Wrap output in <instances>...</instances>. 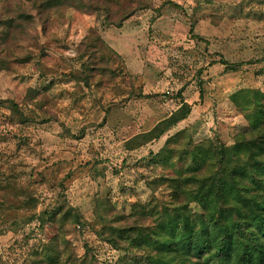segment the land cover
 Returning a JSON list of instances; mask_svg holds the SVG:
<instances>
[{
	"label": "rangeland",
	"instance_id": "obj_1",
	"mask_svg": "<svg viewBox=\"0 0 264 264\" xmlns=\"http://www.w3.org/2000/svg\"><path fill=\"white\" fill-rule=\"evenodd\" d=\"M36 1L0 0L1 22L17 25L7 48L23 58L0 71V100L12 99L30 119L20 122L0 102V264H45L52 231L38 217L57 205L83 216L82 224L56 226L67 241L60 264H143V250L126 248L128 237L111 227L138 224V202L171 204L169 187L147 184L162 168L153 156L169 139L230 146L251 130L233 97L264 94V0H148L121 26L102 12L67 7L52 12L45 29ZM91 29L120 58H99L87 84L79 74ZM184 103L187 118L159 139L128 146Z\"/></svg>",
	"mask_w": 264,
	"mask_h": 264
},
{
	"label": "trees",
	"instance_id": "obj_2",
	"mask_svg": "<svg viewBox=\"0 0 264 264\" xmlns=\"http://www.w3.org/2000/svg\"><path fill=\"white\" fill-rule=\"evenodd\" d=\"M35 6L36 17L45 29L52 12L67 7L87 13L102 12L106 22L121 26L138 8H147L149 3L148 0H37ZM23 14L20 17L25 16V19L31 16ZM16 26L11 18L3 22L0 19V71L9 68L12 62L23 60L14 58L6 45L11 29ZM82 45L83 56L88 59L82 63L79 77L87 84L98 70L99 58L107 64L119 62L120 56L95 29L90 30ZM222 63L230 70L237 66ZM105 69L110 70L113 78L114 69L109 66ZM233 98L248 118L251 130L237 136L230 146L212 140L182 142L177 135L169 139L153 156L162 168L147 184L153 190L160 184L169 187L171 204L158 206L154 202L149 205L138 202L135 207L138 224L133 223L128 228L111 227L112 233L128 237L126 248L138 245L143 250V264L201 261L203 264H264V94L259 90H241ZM0 102H7L20 122L30 121L12 99ZM190 112L191 106L184 103L150 131L130 139L128 146L133 149L159 139ZM8 187L12 189L5 183L4 189ZM24 196L27 202H33L30 195ZM192 203L198 206V212H193ZM148 217L153 218L155 226L144 224ZM38 219L42 227L52 231L45 249V264H60V247L67 241L56 231V226L60 222L63 227L68 223L82 224L83 216L75 207L57 205L41 212ZM210 224L213 230L209 229Z\"/></svg>",
	"mask_w": 264,
	"mask_h": 264
}]
</instances>
